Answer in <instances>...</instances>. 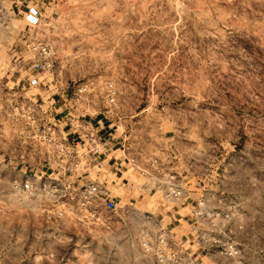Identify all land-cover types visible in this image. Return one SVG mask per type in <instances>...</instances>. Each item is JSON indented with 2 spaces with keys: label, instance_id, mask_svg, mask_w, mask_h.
I'll list each match as a JSON object with an SVG mask.
<instances>
[{
  "label": "rangeland",
  "instance_id": "374dc122",
  "mask_svg": "<svg viewBox=\"0 0 264 264\" xmlns=\"http://www.w3.org/2000/svg\"><path fill=\"white\" fill-rule=\"evenodd\" d=\"M37 41L53 51L49 69ZM32 103L48 119L103 118L113 149L139 159L180 149L191 167L183 206L119 192L171 231L166 246L156 248L153 223L59 218L60 192L12 188L27 172L17 160ZM45 156L37 171L48 175ZM113 172L105 165L102 177ZM0 264H264V0H0Z\"/></svg>",
  "mask_w": 264,
  "mask_h": 264
},
{
  "label": "built area",
  "instance_id": "2783aa9c",
  "mask_svg": "<svg viewBox=\"0 0 264 264\" xmlns=\"http://www.w3.org/2000/svg\"><path fill=\"white\" fill-rule=\"evenodd\" d=\"M31 50L42 69L51 68L53 51L48 43L32 42ZM104 89L105 103L114 104L112 85L108 84ZM81 91L82 89H75L70 101L77 102L74 97ZM36 108L32 103L27 107V115H22L30 122V142L22 140L17 167H20V172L23 168L27 172H22L23 180L12 181V188L30 196H34L40 186L60 192V197L64 200L56 207V216L59 218L66 213L79 212L86 222L98 226H109L113 221L114 227H120L121 224L125 226L130 222H135L137 227L139 224L143 226L153 223L157 233L156 248L166 246L171 231L162 227L149 212H138L131 203H125L119 192L136 189L137 198L159 195L164 204L172 205L171 208L181 207L190 198L186 177L181 170L186 168L184 171H187L191 167L180 164L177 155L169 152L168 148L159 149L158 155L140 159L130 155L129 149H120L121 160L115 156L109 158L111 153H106L107 141L85 115L72 116L68 113L65 120L56 118L58 115L48 119L34 114ZM42 150H45L46 156L41 165L47 172L51 170L48 175L37 171L40 166L38 155ZM112 161H117L118 164L112 167L115 172L112 173L113 179L108 181L102 177V169L105 165L110 167L109 163ZM208 166L215 169V158ZM121 169L125 171L121 172ZM55 171L56 177L51 178ZM124 174L127 176L124 177ZM58 176H61L60 179ZM57 186L61 189L58 190ZM164 204L161 207L165 208ZM202 205L203 203H199L197 207ZM191 216L198 223V219L203 218V213L200 209H194ZM192 228L195 230L196 227Z\"/></svg>",
  "mask_w": 264,
  "mask_h": 264
},
{
  "label": "crops",
  "instance_id": "0c3cea01",
  "mask_svg": "<svg viewBox=\"0 0 264 264\" xmlns=\"http://www.w3.org/2000/svg\"><path fill=\"white\" fill-rule=\"evenodd\" d=\"M91 122L94 124V126L97 128V130L99 131V134L101 135V137L103 139H105L108 143L107 148H106V153L110 152L111 155H109V158L112 156H115V158L120 159L117 155V153L120 152V149H113L116 145L117 142L114 141V138L112 136V134L110 132H108V130H110V126L106 125L107 121H104L103 118H99L96 117L95 119H90ZM72 139V137H71ZM132 151L134 150L135 152L137 151V149H131ZM142 152H148V151H154V150H159V149H140ZM169 152H178V150L180 149H167ZM133 151V152H134ZM121 153V152H120ZM121 160V159H120ZM114 164H118V162H110L109 166L112 168L114 166ZM39 168V167H38Z\"/></svg>",
  "mask_w": 264,
  "mask_h": 264
}]
</instances>
